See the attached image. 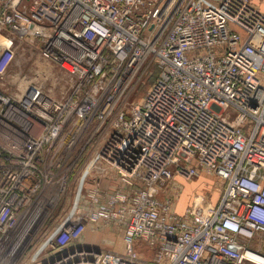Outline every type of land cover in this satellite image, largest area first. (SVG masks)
Instances as JSON below:
<instances>
[{
  "label": "built area",
  "instance_id": "1",
  "mask_svg": "<svg viewBox=\"0 0 264 264\" xmlns=\"http://www.w3.org/2000/svg\"><path fill=\"white\" fill-rule=\"evenodd\" d=\"M22 44L61 96L12 69ZM205 172L218 199L179 212L172 187ZM106 228L123 251L85 236ZM0 264H264L260 6L0 0Z\"/></svg>",
  "mask_w": 264,
  "mask_h": 264
},
{
  "label": "rangeland",
  "instance_id": "2",
  "mask_svg": "<svg viewBox=\"0 0 264 264\" xmlns=\"http://www.w3.org/2000/svg\"><path fill=\"white\" fill-rule=\"evenodd\" d=\"M12 69L21 71V74L27 75L30 80L37 81L47 88H55L54 91L58 96H61V91L57 90L58 86L61 85V90L69 81L68 75L58 64L45 59L39 52L27 50L25 44L19 48ZM12 73L14 72L10 74ZM154 79L155 73L146 76L134 90L130 102L142 99ZM179 181L182 186L178 190L174 187L171 189V194H177L176 204L179 212L187 208H195L199 202H216L223 188V182L217 176L206 172L191 180L179 179ZM85 236L100 245L114 247L117 251H123L125 248L122 232L119 230L106 228L94 233L88 230ZM135 251L153 259L152 250L148 249V244L144 241H137Z\"/></svg>",
  "mask_w": 264,
  "mask_h": 264
},
{
  "label": "crops",
  "instance_id": "3",
  "mask_svg": "<svg viewBox=\"0 0 264 264\" xmlns=\"http://www.w3.org/2000/svg\"><path fill=\"white\" fill-rule=\"evenodd\" d=\"M264 11V0H253Z\"/></svg>",
  "mask_w": 264,
  "mask_h": 264
},
{
  "label": "trees",
  "instance_id": "4",
  "mask_svg": "<svg viewBox=\"0 0 264 264\" xmlns=\"http://www.w3.org/2000/svg\"><path fill=\"white\" fill-rule=\"evenodd\" d=\"M153 81H154V80H153ZM152 83H153V82H152ZM152 83H151V84H152ZM145 94H146V93H145Z\"/></svg>",
  "mask_w": 264,
  "mask_h": 264
}]
</instances>
